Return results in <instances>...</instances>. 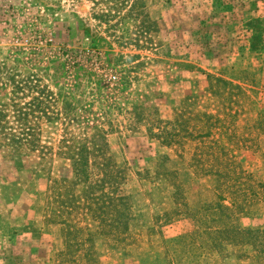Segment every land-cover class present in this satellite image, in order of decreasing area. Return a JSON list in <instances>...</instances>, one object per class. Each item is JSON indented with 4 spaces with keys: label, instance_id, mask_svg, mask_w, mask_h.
<instances>
[{
    "label": "rangeland",
    "instance_id": "obj_1",
    "mask_svg": "<svg viewBox=\"0 0 264 264\" xmlns=\"http://www.w3.org/2000/svg\"><path fill=\"white\" fill-rule=\"evenodd\" d=\"M0 264H264V0H0Z\"/></svg>",
    "mask_w": 264,
    "mask_h": 264
},
{
    "label": "built area",
    "instance_id": "obj_2",
    "mask_svg": "<svg viewBox=\"0 0 264 264\" xmlns=\"http://www.w3.org/2000/svg\"><path fill=\"white\" fill-rule=\"evenodd\" d=\"M25 45H27L25 49L32 47V55L35 56H39L43 48L47 51V57L53 58L52 56L56 54L67 70L71 71L77 68L90 69L100 75H105L109 83H114L119 79L116 75L110 74L103 52L90 45L84 48H73L66 44L58 46L52 37L44 38L43 36H35L32 40L26 41Z\"/></svg>",
    "mask_w": 264,
    "mask_h": 264
},
{
    "label": "crops",
    "instance_id": "obj_3",
    "mask_svg": "<svg viewBox=\"0 0 264 264\" xmlns=\"http://www.w3.org/2000/svg\"><path fill=\"white\" fill-rule=\"evenodd\" d=\"M18 12V11H17ZM18 14H20V12H18Z\"/></svg>",
    "mask_w": 264,
    "mask_h": 264
},
{
    "label": "trees",
    "instance_id": "obj_4",
    "mask_svg": "<svg viewBox=\"0 0 264 264\" xmlns=\"http://www.w3.org/2000/svg\"><path fill=\"white\" fill-rule=\"evenodd\" d=\"M89 202V201H88ZM90 203V202H89Z\"/></svg>",
    "mask_w": 264,
    "mask_h": 264
}]
</instances>
